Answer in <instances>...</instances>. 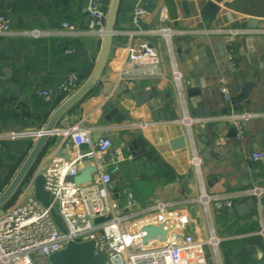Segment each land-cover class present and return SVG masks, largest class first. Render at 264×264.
<instances>
[{
  "label": "crops",
  "instance_id": "crops-1",
  "mask_svg": "<svg viewBox=\"0 0 264 264\" xmlns=\"http://www.w3.org/2000/svg\"><path fill=\"white\" fill-rule=\"evenodd\" d=\"M91 1L0 0V12L7 14L12 23V33L0 35V196L28 157L36 141L34 132L45 127L66 99L61 96L47 100L38 91L57 87L71 72L78 74L80 86L94 69L104 37L91 30ZM207 2L219 7L209 25H205L201 13ZM109 4L110 0L107 13ZM137 4L146 9L139 25L131 20ZM251 18L259 21L255 28H264V0H119L115 32L99 81L64 113L57 127L66 130L78 125L89 129L93 139L107 132L116 135L113 145L120 149L124 160L110 167L108 175L119 201L124 203L131 194L142 208L158 201L170 203L190 214L188 230L198 240L206 241L208 234L205 239L201 227L194 226L200 217L207 233L205 207L197 200L203 191L210 198L208 207L221 264H264V241L259 233L264 225V193L259 198L247 193L254 187L264 188V159H251L253 152L264 151V33L246 31L233 37L236 65L232 66L227 37L205 30L255 29L247 26ZM64 23L73 25L74 32H69ZM35 28L43 35L20 33ZM165 28L181 32L168 35L162 32ZM132 44H144L153 51L160 75L119 81ZM118 82L126 83L128 90L116 96ZM222 82L229 87L231 104L220 93ZM248 82L253 83L250 94L236 102ZM145 90H150L151 99L136 106L134 98ZM129 92L134 98L126 97ZM111 99L120 105L124 119L103 111ZM198 107L210 116H193L192 111ZM232 107L257 113L246 121L242 141L236 138L225 116ZM184 111L192 119L190 127L179 120ZM23 132L21 137L8 136ZM130 133L143 138L150 151L133 156L126 139ZM183 135L189 138L187 147L173 149L171 141ZM60 136L65 139L63 132ZM199 140L210 147L208 158L202 157ZM190 141L196 144L202 159L199 174L191 165ZM50 147L47 143L30 174L45 169L51 160ZM17 194L1 210L13 205ZM216 197L221 198L220 210ZM250 197L255 207L250 214L239 215L235 205ZM228 198L234 201L231 209L223 205Z\"/></svg>",
  "mask_w": 264,
  "mask_h": 264
},
{
  "label": "built area",
  "instance_id": "built-area-1",
  "mask_svg": "<svg viewBox=\"0 0 264 264\" xmlns=\"http://www.w3.org/2000/svg\"><path fill=\"white\" fill-rule=\"evenodd\" d=\"M109 0H93L88 6V14L92 19V31L102 37L106 32L107 5ZM146 9L137 4L131 14L132 23L139 25ZM161 20L165 16L161 15ZM11 18L0 12V35L12 33ZM69 32H74L73 25L64 23ZM207 33L225 35L227 37L228 59L232 66L236 65L233 56L234 38L245 34L246 31H262L258 29H242L233 27H218L206 29ZM166 34L181 32L162 29ZM24 35L39 37L43 35L40 29L20 31ZM149 47L144 44L129 47L123 69L119 74V81L137 80L158 76L161 67L154 60L153 51L146 52ZM179 81V74L174 71ZM79 76L75 72L69 73L55 88L44 87L38 94L47 100L72 95L79 87ZM120 84V82H118ZM220 93L225 102L231 104L232 96L228 85L220 83ZM257 113L238 111L231 108L226 119L233 125L236 138H245V124ZM181 123L190 127L192 119L184 111L179 119ZM63 132V138L71 143L68 160L51 159V168L29 174L18 190L15 202L9 208L0 211V264H37L38 257H49L52 253L63 249L69 241L95 240L96 252L106 255V264H207L205 245H210L218 258V238L214 234L212 215L209 210L210 198L203 191L197 200L204 204V212L208 223V237L206 241L198 240L188 229L191 216L188 212L174 208L167 202H154L146 208L139 206V202L128 194L125 202L119 201L116 193L111 189L108 170L124 160L119 148L114 147L113 140L103 135L93 139L90 130L74 125L66 130L56 128L54 135ZM23 133H10L11 138L23 136ZM35 137L39 132H34ZM86 144V149L80 145ZM189 153L192 168L196 174L200 173L201 157L196 144L190 141ZM132 156H129L131 159ZM251 159H264V151H255ZM92 165L95 171L89 182L76 184L74 178L85 165ZM42 172L45 177V188L51 193V206L59 213L66 232H62L50 213V209L36 201L33 194V180L37 173ZM256 197L264 193V188L254 187L247 191ZM217 200V201H216ZM221 198H215L217 209L220 210ZM223 205L231 209L234 206L232 198L224 200ZM104 218L96 223V218ZM147 225L162 226L167 232L164 240L160 236L151 237L144 242ZM260 236L264 241V225Z\"/></svg>",
  "mask_w": 264,
  "mask_h": 264
},
{
  "label": "water",
  "instance_id": "water-1",
  "mask_svg": "<svg viewBox=\"0 0 264 264\" xmlns=\"http://www.w3.org/2000/svg\"><path fill=\"white\" fill-rule=\"evenodd\" d=\"M119 0H110L105 34L103 38L102 49L99 54V57L95 63L94 69L91 75L86 79V81L78 87V89L66 98L53 112L49 121L45 125V127L41 130H38L39 136L36 138V141L24 161L23 165L20 167L16 176L10 183L9 187L4 191V193L0 196V211L2 206L9 201L14 194L19 190L23 181L27 178V176L32 172L34 164L39 159L42 154L43 149L46 144H50V159H64L68 160L69 156L68 151L71 148V143L68 142V139H62L59 135H54V131L57 127H60V120L63 117L64 113L77 101L82 99L84 95L92 89V87L99 81L100 75L104 69L105 63L108 58V54L110 51L113 35L115 32V15L118 8ZM183 5L187 8V3L184 2ZM188 9V8H187ZM219 7L212 3L207 2L206 5L202 8L201 13L204 19L205 25H209L211 21L215 18ZM259 24L257 19H249L247 26L250 28H255ZM146 52L152 51L151 49L146 48ZM253 88V83H246L240 97H236L235 101L239 102L243 98H247ZM128 90V85L124 82H121L118 87H116L114 94L117 96L122 91L126 92ZM152 93L150 90H145L143 93L134 98L132 92L126 94V97L129 99L134 98L136 106H140L144 103H148L151 99ZM103 111H108L110 113L109 116H115L116 119L121 120L124 119L125 115L121 111L120 105L114 100L111 99L104 104ZM193 116L199 117L202 115L210 116V113H204L202 107H198L194 111H192ZM173 117H177V114H173ZM105 135L109 136L113 141L116 139V135L112 132H107ZM128 140V149L131 151L132 155L135 156L141 155L146 151H150V146L146 145V142L141 137H135L134 133H130L127 138ZM189 138L185 135L175 138L171 141V146L173 149L186 148L187 142ZM199 149L203 152L202 157L208 158L209 148L202 141H198ZM81 149H86V144L80 145ZM51 161V160H50ZM47 168H51V162H49L46 166ZM95 171V167L92 165H85L80 169L79 174L74 178L76 184H83L89 182L92 178V172ZM33 194L36 201H39L43 204L44 207L50 209V213L54 219V222L58 226V228L62 232H66L65 226L63 224V220L56 209L51 206V193L45 188V177L42 172H39L35 175L33 180ZM255 207V200L250 197L243 203H238L235 205V211L239 215L250 214L251 209ZM104 218H96L95 222H101ZM146 235L144 237V242L146 243L149 238L155 237L157 235L160 236L161 240H164L166 237V231L162 226L156 225H147L144 228ZM96 242L95 240H84V241H69L67 245L54 253H52L49 257L50 264H106V255L103 253L96 252Z\"/></svg>",
  "mask_w": 264,
  "mask_h": 264
},
{
  "label": "rangeland",
  "instance_id": "rangeland-1",
  "mask_svg": "<svg viewBox=\"0 0 264 264\" xmlns=\"http://www.w3.org/2000/svg\"><path fill=\"white\" fill-rule=\"evenodd\" d=\"M109 171V170H108ZM218 222H220V221H218ZM194 226H200L201 227V233L203 234V236L205 237V239H206V237H207V235L206 234H208V231H207V233H206V229H205V224H204V222L203 221H201V219H200V217H199V219H198V221H197V224L196 225H194ZM230 246H225L224 248H229ZM205 255H206V260H207V264H217L216 263V256H215V254L213 253V249H212V247L210 246V245H205ZM236 249H239L240 250V247L238 248V247H236ZM238 257H236V258H239L240 256L239 255H237ZM228 260H230V261H232V256L231 255H228ZM36 262H37V264H50L49 263V260H48V257H38L37 259H36ZM225 264V263H224Z\"/></svg>",
  "mask_w": 264,
  "mask_h": 264
}]
</instances>
